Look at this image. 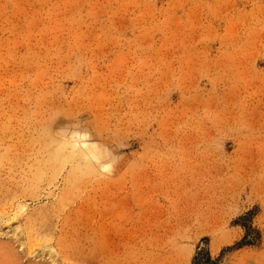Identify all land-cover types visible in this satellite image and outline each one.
Listing matches in <instances>:
<instances>
[{
    "label": "rangeland",
    "instance_id": "obj_1",
    "mask_svg": "<svg viewBox=\"0 0 264 264\" xmlns=\"http://www.w3.org/2000/svg\"><path fill=\"white\" fill-rule=\"evenodd\" d=\"M0 264H264V0H0Z\"/></svg>",
    "mask_w": 264,
    "mask_h": 264
}]
</instances>
